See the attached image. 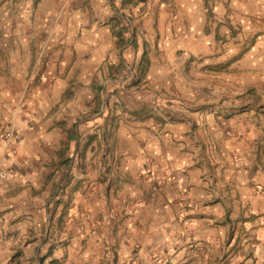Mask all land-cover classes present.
I'll use <instances>...</instances> for the list:
<instances>
[{
  "label": "crops",
  "instance_id": "0c3cea01",
  "mask_svg": "<svg viewBox=\"0 0 264 264\" xmlns=\"http://www.w3.org/2000/svg\"><path fill=\"white\" fill-rule=\"evenodd\" d=\"M1 170L0 264H264V0H0Z\"/></svg>",
  "mask_w": 264,
  "mask_h": 264
},
{
  "label": "built area",
  "instance_id": "2783aa9c",
  "mask_svg": "<svg viewBox=\"0 0 264 264\" xmlns=\"http://www.w3.org/2000/svg\"><path fill=\"white\" fill-rule=\"evenodd\" d=\"M126 69L128 70L127 73V78L133 77V68L129 64L126 65ZM3 139H6L7 141H16L19 142V140L16 138L15 134L12 131H7L5 132L2 137ZM8 176V172L6 170H1L0 171V179H5Z\"/></svg>",
  "mask_w": 264,
  "mask_h": 264
},
{
  "label": "rangeland",
  "instance_id": "374dc122",
  "mask_svg": "<svg viewBox=\"0 0 264 264\" xmlns=\"http://www.w3.org/2000/svg\"><path fill=\"white\" fill-rule=\"evenodd\" d=\"M130 66H132V68H133V76L135 77V75H136V68H135V65H133V64H129ZM128 73V70L126 69V73H125V75ZM106 106V105H105Z\"/></svg>",
  "mask_w": 264,
  "mask_h": 264
}]
</instances>
